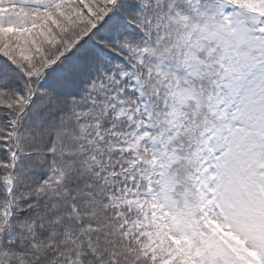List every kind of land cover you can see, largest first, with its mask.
Masks as SVG:
<instances>
[{
	"label": "snow or ice",
	"instance_id": "1",
	"mask_svg": "<svg viewBox=\"0 0 264 264\" xmlns=\"http://www.w3.org/2000/svg\"><path fill=\"white\" fill-rule=\"evenodd\" d=\"M0 264H264V0H0Z\"/></svg>",
	"mask_w": 264,
	"mask_h": 264
}]
</instances>
